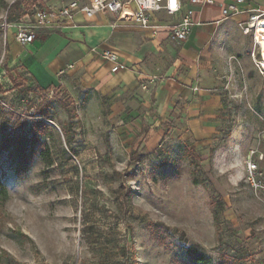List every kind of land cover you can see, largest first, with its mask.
<instances>
[{
  "label": "rangeland",
  "instance_id": "1",
  "mask_svg": "<svg viewBox=\"0 0 264 264\" xmlns=\"http://www.w3.org/2000/svg\"><path fill=\"white\" fill-rule=\"evenodd\" d=\"M32 6L24 0L20 8L31 16ZM7 8H0V69ZM10 13L28 23L16 5ZM248 18L232 21L205 62L223 101L206 141L168 122L155 150L107 145L105 121L80 119L83 108L67 93L36 91L9 74L23 86L12 92L0 85L2 106L31 119L44 97L56 100L46 119L54 127L49 156L36 158L23 178L3 164L0 264H190L188 245H198L208 264H264V194L244 165L262 156L264 167V69L254 30H245Z\"/></svg>",
  "mask_w": 264,
  "mask_h": 264
},
{
  "label": "crops",
  "instance_id": "2",
  "mask_svg": "<svg viewBox=\"0 0 264 264\" xmlns=\"http://www.w3.org/2000/svg\"><path fill=\"white\" fill-rule=\"evenodd\" d=\"M15 1L3 0L6 7ZM66 1L33 0V6L56 9ZM180 1L178 12L153 13L152 21L162 25L154 33L114 14L87 17L77 12L72 20H58L31 42L20 44L14 37L18 21L11 20L0 85L16 91L23 84L15 85L10 75L19 73L36 91H64L81 104L80 119L105 121L106 128L100 131L107 145L155 150L168 122H175L179 133L187 127L190 135L206 141L216 132L223 107L222 95L211 88L216 80L206 69L210 49L232 21H245L253 11L264 10V0H215L202 6ZM17 2L22 7L24 0ZM230 3H236L239 12L224 18L221 6ZM188 7L193 8V24L186 38L174 40L171 25ZM21 16V21L31 22L34 10L31 16L27 12ZM102 48L116 52L124 66L111 71V63L98 52Z\"/></svg>",
  "mask_w": 264,
  "mask_h": 264
},
{
  "label": "built area",
  "instance_id": "3",
  "mask_svg": "<svg viewBox=\"0 0 264 264\" xmlns=\"http://www.w3.org/2000/svg\"><path fill=\"white\" fill-rule=\"evenodd\" d=\"M244 0H236V3ZM191 6L212 4L215 0H187ZM236 3H230L221 6V13L224 18L238 13L239 9ZM34 10V19L28 23H17L14 30V37L20 44H26L34 40L41 29L50 27L58 20H72L77 12H82L85 16L91 17L97 13L114 14L118 20H131L142 28H151L154 33L162 25L154 23L153 13L159 10H165L167 13H175L182 9L180 0H68L59 8L50 9L32 6ZM193 8L188 7L182 11L179 20L171 25L170 37L174 40H183L188 35L192 20ZM264 18V10L257 9L249 14V20L246 21L245 30L253 29L254 39L257 19ZM256 22L255 27L251 25ZM243 21L239 22L242 25ZM8 23L4 24V29ZM96 50V48H93ZM102 58L111 63V71H116L124 66L120 56L107 48L98 50ZM3 106L9 108L6 102ZM260 156L258 159H252L250 156L244 161L245 175L250 185L256 192L264 194V167L260 166Z\"/></svg>",
  "mask_w": 264,
  "mask_h": 264
},
{
  "label": "trees",
  "instance_id": "4",
  "mask_svg": "<svg viewBox=\"0 0 264 264\" xmlns=\"http://www.w3.org/2000/svg\"><path fill=\"white\" fill-rule=\"evenodd\" d=\"M4 3L0 0V4ZM16 5L18 16L24 11L18 6V2L12 3L7 8V20L11 21L12 16L10 8ZM42 90V89H40ZM53 97H44L43 102H39L34 109L35 116L39 118H25L22 113L15 111L10 106L4 108L0 103V197L4 199L6 196V186L3 180L5 174V166L13 170L17 178H23L31 168L34 160L38 157L49 156L50 148L48 139L51 137L54 127L46 120L50 118V111L53 108ZM61 105L66 106L65 100L57 99ZM71 125V124H69ZM72 127V126H71ZM65 142L70 145L72 139L68 134V129H63ZM186 253L190 256V264H208L203 257V251L198 245H188L185 247Z\"/></svg>",
  "mask_w": 264,
  "mask_h": 264
},
{
  "label": "bare ground",
  "instance_id": "5",
  "mask_svg": "<svg viewBox=\"0 0 264 264\" xmlns=\"http://www.w3.org/2000/svg\"><path fill=\"white\" fill-rule=\"evenodd\" d=\"M257 21L259 23L257 24V29L255 31L256 39L254 40L256 42L255 44L259 45L260 63L264 69V18H259ZM255 24L256 22H254L251 26L255 27Z\"/></svg>",
  "mask_w": 264,
  "mask_h": 264
}]
</instances>
